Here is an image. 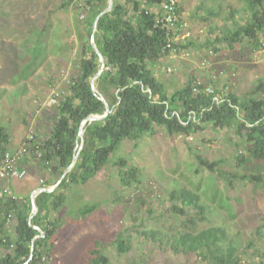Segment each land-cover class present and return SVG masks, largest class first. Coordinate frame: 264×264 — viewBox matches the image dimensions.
Here are the masks:
<instances>
[{
	"label": "rangeland",
	"instance_id": "1",
	"mask_svg": "<svg viewBox=\"0 0 264 264\" xmlns=\"http://www.w3.org/2000/svg\"><path fill=\"white\" fill-rule=\"evenodd\" d=\"M65 4L66 0H0V125L11 138L9 151L19 149L30 133L38 142L49 136L55 104L70 92V81L79 73L81 47L91 37L77 6ZM179 4L191 34L179 40L185 45L178 51L190 50V57L168 56L151 64L168 90L182 87L193 75L222 95L245 96L254 90L264 79V36L259 46L245 42L229 48L216 41L236 22H246L245 3ZM210 51L214 64L201 67L200 58ZM218 68L226 75L217 74ZM248 145L235 130L212 127L190 135H171L157 127L139 140L124 141L117 155L139 167L141 181L124 186L118 166L109 163L87 182L73 184L64 205L53 213L59 228L46 264H90L100 249L107 264H212L198 252L176 249L175 242L184 232L213 226L223 227L229 242L238 245V264H264L259 256L264 252V161L241 163L237 153H245ZM197 153L216 163V169L201 165ZM42 162L32 150L22 157L27 176L14 178V185L6 181L18 197L47 180ZM182 188L201 197L203 214L196 208L189 209V216L174 212L170 194ZM88 207L93 209L83 213ZM192 218L194 222L188 221ZM118 238L128 249L120 252Z\"/></svg>",
	"mask_w": 264,
	"mask_h": 264
},
{
	"label": "trees",
	"instance_id": "2",
	"mask_svg": "<svg viewBox=\"0 0 264 264\" xmlns=\"http://www.w3.org/2000/svg\"><path fill=\"white\" fill-rule=\"evenodd\" d=\"M162 1L114 0L113 8L100 17L95 33L96 44L105 57V67L96 78L102 65L100 57L91 38L84 42L79 73L70 81V92L55 104L56 118L49 136L38 142L34 135L29 141L30 151L41 158L49 175L41 186L60 183L53 191L40 192L36 196L38 212L32 219L30 196L18 199L19 202L0 197V232L8 215L17 217L14 242H4L0 237V243L8 246L7 252L0 257V264H23L30 259L32 249L33 257L27 264L47 263L59 228L58 218L53 213L64 205L66 191L73 184L87 182L109 163L118 166V175L124 186L132 187L140 182L139 167L117 153L124 141L139 140L157 127L165 128L171 135H190L208 127L216 130L230 128L249 144L245 153H237L241 163L249 159L264 161V79L259 80L247 95L240 96L235 92L222 95L216 89L214 94L195 92L197 77L194 75L182 87L169 91L155 75L151 64L170 56L173 48L185 45L172 40L173 34L168 28L158 24ZM241 1L249 14L246 22H236L234 27L216 38L229 48L245 42L259 46L264 36V0ZM71 4L72 0H66L65 5ZM108 5L109 0H86L85 24L90 37L96 18ZM94 78L100 94L92 88ZM217 94L220 95L219 101L215 100ZM106 102L110 112L103 119L86 122L83 148L74 167L64 175L81 144L79 130L83 120L90 115L103 114ZM10 141L9 133L0 125L1 161L9 151ZM196 156L201 165L212 171L216 169V163L209 162L200 153ZM220 173L227 174L230 179L234 177L232 173ZM170 198L171 208L178 214L189 216L191 208H196L200 214L205 212L201 197L189 189L173 190ZM93 207L84 208L82 212L87 213ZM188 221L194 222V218ZM33 225L39 226L43 235L37 237L40 232ZM146 233L153 235L152 232ZM257 233H261L260 229ZM124 242L122 238L116 241L120 252L128 249ZM175 247L185 252H198L212 264L240 263L236 254L238 245L232 240L229 242L227 231L219 226L194 234L184 232L177 238ZM95 253L90 264L108 263L101 249ZM259 256L264 257V252Z\"/></svg>",
	"mask_w": 264,
	"mask_h": 264
},
{
	"label": "built area",
	"instance_id": "3",
	"mask_svg": "<svg viewBox=\"0 0 264 264\" xmlns=\"http://www.w3.org/2000/svg\"><path fill=\"white\" fill-rule=\"evenodd\" d=\"M72 3L77 6V10L81 12L80 19L84 20L86 18V0H72ZM160 13L157 16V22L160 25H163L168 28V30L173 34L172 40H180L181 38L186 39L190 36V24L189 21L183 17L181 12V7L179 0H163L159 6ZM170 46V44H169ZM190 50L183 51L182 54L178 51L177 48H173L170 56L172 57H182L189 58ZM182 56H179V55ZM215 54L210 51L207 54H204L200 58V66L204 68H210L214 62L212 58ZM171 71V70H170ZM219 75H226V71L222 68H218ZM235 74V73H233ZM236 75V74H235ZM197 82L194 84V91L200 92L203 91L206 94H214L215 88L209 84L204 83L202 80L197 79ZM203 84V85H202ZM215 100H220V95H215ZM34 137L33 133H30V136L27 137L25 143L15 151H8L4 154V157L0 163V182L8 179H22L27 176L28 171L26 166H22L20 163L21 159L25 154L30 151L29 141ZM0 197H8L10 199L18 200L19 197L17 194L9 187L3 186L0 183ZM13 216V215H9ZM46 258L44 257L43 260Z\"/></svg>",
	"mask_w": 264,
	"mask_h": 264
},
{
	"label": "water",
	"instance_id": "4",
	"mask_svg": "<svg viewBox=\"0 0 264 264\" xmlns=\"http://www.w3.org/2000/svg\"><path fill=\"white\" fill-rule=\"evenodd\" d=\"M113 6H114V0H109V5H108V7L96 18V20H95V22H94V26H93V29H92V35H91V43H92V45H93V47H94V49L96 50V52L99 54V57H100V61H101V68H100V70L98 71V73L96 74V76H95V78L96 77H98L99 75H100V73L102 72V70L104 69V67H105V57L103 56V54L100 52V50H99V48H98V46H97V44H96V40H95V33H96V31H97V25H98V21H99V19H100V17L104 14V13H106V12H108V11H110L112 8H113ZM95 78L92 80V88H93V90L95 91V92H97V93H99V90H98V88H97V86H96V83H95ZM100 94V93H99ZM100 97H101V99H103L104 101H106L105 100V98L102 96V95H100ZM110 112V106H109V104L106 102V110H105V112L103 113V114H94V115H90V116H88V117H86L84 120H83V122H82V124H81V127H80V130H79V136H80V138H81V144H80V146H79V149H78V152H77V154L74 156V159H73V161H72V163L69 165V167L67 168V170H66V172L64 173V175L66 174V173H68L73 167H74V165H75V163L77 162V160H78V157H79V154H80V152H81V150H82V148H83V145H84V141H85V128H84V126H85V124H86V122H91V121H93V120H98V119H103V118H105L107 115H108V113ZM64 175L62 176V178L64 177ZM61 178V179H62ZM60 183V181H58L57 182V184H55L52 188H48V187H46V186H42V187H39L33 194H32V197H31V199H32V215H31V219L33 218V216H35L36 214H37V212H38V206H37V204H36V195L38 194V193H40V192H50V191H53L56 187H57V185ZM36 229H38L39 230V232H40V235H38L37 237H39V236H41V235H43V230L39 227V226H36V225H33ZM33 257V249H32V252H31V256H30V259L27 261V262H25V263H23V264H27L30 260H31V258Z\"/></svg>",
	"mask_w": 264,
	"mask_h": 264
},
{
	"label": "crops",
	"instance_id": "5",
	"mask_svg": "<svg viewBox=\"0 0 264 264\" xmlns=\"http://www.w3.org/2000/svg\"><path fill=\"white\" fill-rule=\"evenodd\" d=\"M6 181L7 180H3V181H1L0 183H1V185H3V186H6V187H9V188H11L12 190H16L15 189V187L14 186H12L11 187V185H14V179H11L9 182H11V185H10V183L9 182H7L6 183ZM39 187H41V185L39 186ZM39 187H37V189L39 188ZM37 189H35L34 191H32V193H29V194H26V195H24V196H20L19 197V199L20 200H22V198H26L27 196H30V198L32 197V194L37 190ZM15 192H17L18 193V191L16 190ZM39 194V193H38ZM37 194V195H38ZM36 195V196H37ZM18 196V195H17ZM20 200H18V202L20 201ZM31 201H32V199H31ZM8 217V218H7ZM6 217V225L4 226V228L2 229L3 231H1L0 232V237H2L3 238V240H4V242H11V243H13L14 242V240H15V236H16V234H15V227H16V222H17V217L15 216V215H13V216H7ZM11 246H13L12 244H11ZM8 246L5 244V243H0V257H2L6 252H7V250H8V248H7Z\"/></svg>",
	"mask_w": 264,
	"mask_h": 264
}]
</instances>
